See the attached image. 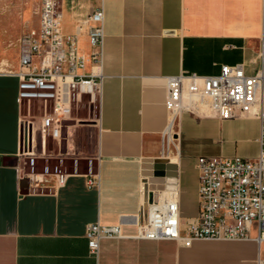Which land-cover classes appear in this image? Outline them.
<instances>
[{
    "label": "crops",
    "instance_id": "obj_1",
    "mask_svg": "<svg viewBox=\"0 0 264 264\" xmlns=\"http://www.w3.org/2000/svg\"><path fill=\"white\" fill-rule=\"evenodd\" d=\"M99 6L100 62L86 61L81 71L99 76L98 109L53 140L61 164L75 154L72 170L60 168L63 184L54 174L29 179L20 155L19 77L0 72V264H257L264 245L252 240L253 229L250 239H194L186 246L139 237L134 223L146 192L166 188L177 190L182 217L195 215L198 156H256V118L220 120L200 107L183 109L172 139L164 135V99L169 76L217 75L235 64L254 72L260 0H62V31L76 35L85 56V18ZM17 56L18 62V50ZM17 64L12 71H20ZM155 162L165 164L164 177L152 175ZM95 222L120 224L122 236L100 239L89 254L84 229Z\"/></svg>",
    "mask_w": 264,
    "mask_h": 264
},
{
    "label": "built area",
    "instance_id": "obj_2",
    "mask_svg": "<svg viewBox=\"0 0 264 264\" xmlns=\"http://www.w3.org/2000/svg\"><path fill=\"white\" fill-rule=\"evenodd\" d=\"M62 0H40L39 26L23 34L18 42L20 71L17 102L26 107L21 120L20 155L27 159L30 180L54 174L63 184L66 173L59 166L37 169L36 160L45 158L46 140L63 137L81 106L88 113L98 109L99 76L82 74L86 61L100 62L103 42V9H92L85 18L88 55L82 54L75 34L62 31ZM259 18L256 68L245 74L242 64L223 66L217 75L180 73L166 77L164 108L169 114L164 130L174 136V124L183 109L203 107L220 120L256 118L259 123L258 152L253 158L240 156H198L197 207L195 215H181L175 188L147 191L134 225L137 236L179 240L186 246L194 239L252 240L264 245V0ZM38 114L31 115L33 104ZM77 109V110H76ZM34 117L35 119H31ZM169 126L168 132L166 128ZM39 133V151L36 134ZM87 184L95 182L87 170ZM122 236L120 224H86L84 237L89 254H96L99 240ZM264 264V258L257 259Z\"/></svg>",
    "mask_w": 264,
    "mask_h": 264
},
{
    "label": "rangeland",
    "instance_id": "obj_3",
    "mask_svg": "<svg viewBox=\"0 0 264 264\" xmlns=\"http://www.w3.org/2000/svg\"><path fill=\"white\" fill-rule=\"evenodd\" d=\"M38 7L39 0H0V72H9L18 68V42L23 34L34 29L33 25L38 17ZM201 108L204 109L203 107ZM37 109V104H33L31 107V115H37ZM96 111L97 109L95 110L92 107L88 113L80 106L76 113L74 111V116L93 118ZM23 113H26L25 106L23 107ZM31 119L35 118L31 117ZM75 123L77 122H69L68 127H71ZM68 127L64 130H67ZM36 139L38 144L37 151H39V133L36 134ZM55 148H57V145L54 144L52 138L48 137L46 140L47 150L45 158H38L36 160L38 170H41L45 165H49L51 169L59 166L62 169L72 170L75 154L65 157L64 163L61 164L60 159L63 157V153L60 154ZM45 159H48V162ZM79 169L81 171L84 170L83 161H79Z\"/></svg>",
    "mask_w": 264,
    "mask_h": 264
},
{
    "label": "water",
    "instance_id": "obj_4",
    "mask_svg": "<svg viewBox=\"0 0 264 264\" xmlns=\"http://www.w3.org/2000/svg\"><path fill=\"white\" fill-rule=\"evenodd\" d=\"M165 164L163 162H155L152 165V175L157 178L165 176Z\"/></svg>",
    "mask_w": 264,
    "mask_h": 264
},
{
    "label": "bare ground",
    "instance_id": "obj_5",
    "mask_svg": "<svg viewBox=\"0 0 264 264\" xmlns=\"http://www.w3.org/2000/svg\"><path fill=\"white\" fill-rule=\"evenodd\" d=\"M201 108V107H200Z\"/></svg>",
    "mask_w": 264,
    "mask_h": 264
}]
</instances>
